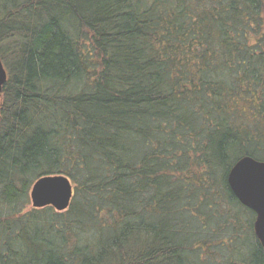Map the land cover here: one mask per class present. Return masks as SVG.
Instances as JSON below:
<instances>
[{"label":"trees","instance_id":"1","mask_svg":"<svg viewBox=\"0 0 264 264\" xmlns=\"http://www.w3.org/2000/svg\"><path fill=\"white\" fill-rule=\"evenodd\" d=\"M0 58V264H264L227 183L264 162V0H0Z\"/></svg>","mask_w":264,"mask_h":264},{"label":"water","instance_id":"2","mask_svg":"<svg viewBox=\"0 0 264 264\" xmlns=\"http://www.w3.org/2000/svg\"><path fill=\"white\" fill-rule=\"evenodd\" d=\"M6 81V71L0 58V88ZM227 182L237 201L255 214L254 233L264 249V162L251 157L241 158L231 168ZM73 196V187L64 176L39 179L30 194L33 208L50 207L58 213L69 209Z\"/></svg>","mask_w":264,"mask_h":264},{"label":"rangeland","instance_id":"3","mask_svg":"<svg viewBox=\"0 0 264 264\" xmlns=\"http://www.w3.org/2000/svg\"><path fill=\"white\" fill-rule=\"evenodd\" d=\"M30 203H31V202H30ZM31 207H32V205H31ZM224 257H225V256H224ZM219 260H220V259H219V257H218L217 262H219Z\"/></svg>","mask_w":264,"mask_h":264}]
</instances>
